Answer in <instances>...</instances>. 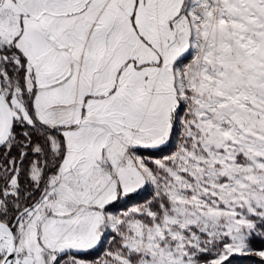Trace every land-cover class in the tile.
Instances as JSON below:
<instances>
[{"label":"snow or ice","instance_id":"snow-or-ice-1","mask_svg":"<svg viewBox=\"0 0 264 264\" xmlns=\"http://www.w3.org/2000/svg\"><path fill=\"white\" fill-rule=\"evenodd\" d=\"M0 264H264V0H0Z\"/></svg>","mask_w":264,"mask_h":264}]
</instances>
